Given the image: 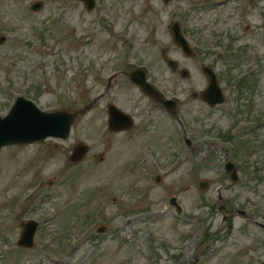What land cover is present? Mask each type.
I'll use <instances>...</instances> for the list:
<instances>
[{"label":"rangeland","instance_id":"374dc122","mask_svg":"<svg viewBox=\"0 0 264 264\" xmlns=\"http://www.w3.org/2000/svg\"><path fill=\"white\" fill-rule=\"evenodd\" d=\"M33 1L0 0V36H6L0 44L1 115L19 94L36 96L47 110L83 108L105 90L113 59L130 52L138 54L130 63L149 61L152 79L179 98L193 150L170 139L171 123L162 114L148 128L154 130L141 131L137 121L135 129L112 133L107 97L131 108L148 99L119 76L114 94L78 118L69 140L0 150V264H188L195 257L197 264H222L221 252L211 250L222 243L214 202L217 188L231 183L222 174L228 159L240 166V178L227 196L237 190L234 206L251 204L261 214L256 220L264 221V0H97L93 11L78 0H43L37 12ZM173 20L182 22L195 57L172 41ZM164 49L189 70L186 78L163 61ZM208 63L227 98L214 108L192 96L207 84L201 66ZM238 83L247 85L243 97ZM224 132L234 136L235 147L217 144ZM80 141L91 148L71 163ZM145 144L153 155L142 151ZM157 173L160 183L154 182ZM204 179L210 183L203 191ZM172 195L182 214L168 206ZM28 217L41 222L31 249L16 244ZM232 223L225 229L235 238L226 244L227 264H262L264 228L241 216ZM100 225L107 227L103 233Z\"/></svg>","mask_w":264,"mask_h":264},{"label":"water","instance_id":"95a60500","mask_svg":"<svg viewBox=\"0 0 264 264\" xmlns=\"http://www.w3.org/2000/svg\"><path fill=\"white\" fill-rule=\"evenodd\" d=\"M89 8L95 5L94 0H85ZM168 1V0H166ZM43 2L35 1L34 9L41 8ZM174 37L185 51L189 48L186 39L183 37L180 27L177 23L173 26ZM210 78V84L204 91V99L211 105L224 101L222 91L216 81V76L208 68H205ZM88 108L68 111L60 110L56 112H44L35 106L31 101L20 97L13 106L7 117H0V148L12 143H31L38 140H43L47 136L67 138L70 134L73 124L76 123L80 113L86 112ZM88 147L86 145L77 146L72 160L80 161L86 154ZM231 170L234 167L231 163L228 164ZM233 175L236 178V173ZM35 225L25 227V230L20 238L19 244L32 246Z\"/></svg>","mask_w":264,"mask_h":264},{"label":"flooded vegetation","instance_id":"af4514ba","mask_svg":"<svg viewBox=\"0 0 264 264\" xmlns=\"http://www.w3.org/2000/svg\"><path fill=\"white\" fill-rule=\"evenodd\" d=\"M121 70H125V69H121ZM126 71H130V70H126ZM121 75L125 76L126 74L122 73ZM130 82L132 83V81ZM150 103L151 104L148 107L140 105L138 108H130V107L126 108L129 112L133 114L135 123H136V119L137 120L139 119V128L141 127L140 129L141 131L142 130H154V127H151L150 129H148L151 125H153V119L156 118L158 114L164 115V114H167L168 111H171L170 109L166 107L164 103H161L159 101L152 100L150 101ZM223 210H224L225 216H229V217L231 216L230 215L231 213L227 211L226 206ZM247 216L251 217L250 215H247ZM248 247L250 248L251 246H248ZM249 248H246V249H249ZM246 249L244 250V252H246ZM235 256L239 257L240 255L239 253H236Z\"/></svg>","mask_w":264,"mask_h":264}]
</instances>
